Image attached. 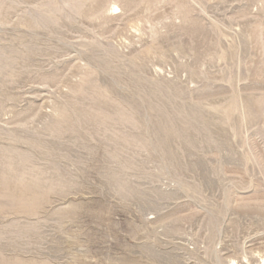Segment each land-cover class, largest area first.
Here are the masks:
<instances>
[{"label":"rangeland","instance_id":"374dc122","mask_svg":"<svg viewBox=\"0 0 264 264\" xmlns=\"http://www.w3.org/2000/svg\"><path fill=\"white\" fill-rule=\"evenodd\" d=\"M264 0H0V264H262Z\"/></svg>","mask_w":264,"mask_h":264},{"label":"bare ground","instance_id":"6f19581e","mask_svg":"<svg viewBox=\"0 0 264 264\" xmlns=\"http://www.w3.org/2000/svg\"><path fill=\"white\" fill-rule=\"evenodd\" d=\"M262 264H264V259H263V263Z\"/></svg>","mask_w":264,"mask_h":264}]
</instances>
